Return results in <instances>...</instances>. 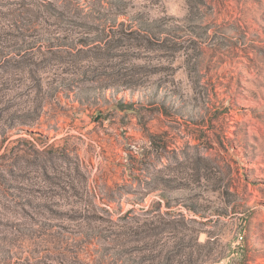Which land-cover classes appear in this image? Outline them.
Segmentation results:
<instances>
[{
	"label": "rangeland",
	"instance_id": "374dc122",
	"mask_svg": "<svg viewBox=\"0 0 264 264\" xmlns=\"http://www.w3.org/2000/svg\"><path fill=\"white\" fill-rule=\"evenodd\" d=\"M0 264H264V0H0Z\"/></svg>",
	"mask_w": 264,
	"mask_h": 264
}]
</instances>
